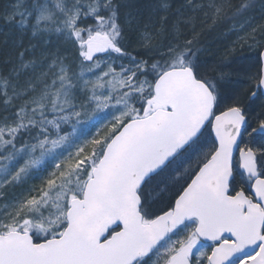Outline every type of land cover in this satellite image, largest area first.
Returning <instances> with one entry per match:
<instances>
[{
  "label": "snow or ice",
  "instance_id": "1",
  "mask_svg": "<svg viewBox=\"0 0 264 264\" xmlns=\"http://www.w3.org/2000/svg\"><path fill=\"white\" fill-rule=\"evenodd\" d=\"M6 11L0 264H264V104L246 107L264 96V0ZM229 24L210 68L202 36ZM245 48L247 87L226 94Z\"/></svg>",
  "mask_w": 264,
  "mask_h": 264
},
{
  "label": "trees",
  "instance_id": "2",
  "mask_svg": "<svg viewBox=\"0 0 264 264\" xmlns=\"http://www.w3.org/2000/svg\"><path fill=\"white\" fill-rule=\"evenodd\" d=\"M8 0H0V65L3 64V62L6 59L13 58L15 53L19 51V49L14 48V44L16 41L20 39V31H16L14 34L8 33V29L5 25L4 19L5 16L4 14V9L5 5L7 4ZM138 7H141L143 9L144 5L147 4H139V2H136ZM149 4V3H148ZM231 27V25H225L221 26L219 28H216L211 31H205L203 36H202V46L203 50L200 53V57L203 61L207 62V65L211 68L212 66L216 65L219 60L221 55L223 54V50L228 47L227 44H231L230 40L232 37L235 35L229 34L228 36L222 35V33L226 32L227 28ZM231 36V37H230ZM25 37L23 38L24 43H25ZM14 43V44H12ZM25 45V44H24ZM28 45V43H27ZM136 45L134 43V37H133V42L130 44V50L132 48H135ZM243 50H246L243 49ZM240 53L242 55V51ZM139 51V49H137ZM258 53V52H257ZM243 56V55H242ZM225 68H230L225 67ZM224 72L230 73L231 71H227L224 69ZM255 98V97H253ZM249 104V105H248ZM264 104V98L260 96V94L257 95L255 99L249 100L247 99V110L256 113L260 111V106Z\"/></svg>",
  "mask_w": 264,
  "mask_h": 264
},
{
  "label": "rangeland",
  "instance_id": "3",
  "mask_svg": "<svg viewBox=\"0 0 264 264\" xmlns=\"http://www.w3.org/2000/svg\"><path fill=\"white\" fill-rule=\"evenodd\" d=\"M13 3H15V0H8L7 4L5 5L4 14H3L5 16L4 22H5V25L8 29L9 35L16 33V31H20L14 23H8L7 22L8 12L6 11V6H10ZM238 34L242 35L243 33H238ZM20 36H21V33H20ZM24 37L26 38L24 44H25V46H27L26 42H29V37L27 35H24ZM235 39H236V34L232 37L230 42H232ZM12 44H14V43H12ZM227 45L230 46V44H227ZM54 46H55V42L53 43V47ZM259 51H261V50L247 49L246 48V50L242 51L243 56L241 54H238V59H237L236 64L230 66V68H228V69L225 67L223 69H221L222 71H224V69L227 71H231L229 73L230 74L229 77L224 82H222V84H221V88L226 94H231V92L234 89L247 87L246 83H244V72H245V69L247 68V66L250 63L254 62L259 57ZM133 54H136V52H134ZM204 62L207 64L206 61H204ZM2 65H0V66H2ZM225 73H227V72H225ZM22 79H23V77H22ZM248 91L251 92V91H256V90L255 89H249ZM258 94H259V92H257V95ZM257 95L255 96V98L257 97ZM255 98L250 97L248 99L253 101V99H255ZM246 106H247V103H246ZM253 126H255V124H253ZM93 131H95V129H93Z\"/></svg>",
  "mask_w": 264,
  "mask_h": 264
},
{
  "label": "bare ground",
  "instance_id": "4",
  "mask_svg": "<svg viewBox=\"0 0 264 264\" xmlns=\"http://www.w3.org/2000/svg\"><path fill=\"white\" fill-rule=\"evenodd\" d=\"M136 2H139V4H148V3H153L155 2V0H136ZM183 0H172V3H173V7H176L178 6L180 3H182ZM141 4V5H142ZM26 43H29V42H26Z\"/></svg>",
  "mask_w": 264,
  "mask_h": 264
},
{
  "label": "water",
  "instance_id": "5",
  "mask_svg": "<svg viewBox=\"0 0 264 264\" xmlns=\"http://www.w3.org/2000/svg\"><path fill=\"white\" fill-rule=\"evenodd\" d=\"M264 97V96H263Z\"/></svg>",
  "mask_w": 264,
  "mask_h": 264
}]
</instances>
